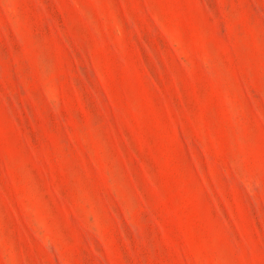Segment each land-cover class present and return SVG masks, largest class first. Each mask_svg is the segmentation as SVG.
I'll use <instances>...</instances> for the list:
<instances>
[{
    "label": "rangeland",
    "instance_id": "obj_1",
    "mask_svg": "<svg viewBox=\"0 0 264 264\" xmlns=\"http://www.w3.org/2000/svg\"><path fill=\"white\" fill-rule=\"evenodd\" d=\"M0 264H264V0H0Z\"/></svg>",
    "mask_w": 264,
    "mask_h": 264
}]
</instances>
